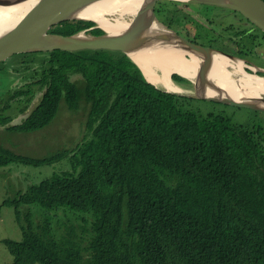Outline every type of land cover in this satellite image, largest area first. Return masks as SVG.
I'll use <instances>...</instances> for the list:
<instances>
[{"label": "trees", "instance_id": "1", "mask_svg": "<svg viewBox=\"0 0 264 264\" xmlns=\"http://www.w3.org/2000/svg\"><path fill=\"white\" fill-rule=\"evenodd\" d=\"M188 5L161 0L157 10L177 27L170 13ZM95 24L66 20L50 32L68 35ZM207 30L197 41L206 43ZM90 32L105 33L100 27ZM42 53L21 61H40L41 77L34 82L47 92L22 122L7 128L31 133L52 123L62 102L73 112L84 103L91 137L71 157L73 168L81 167L76 175L55 172L6 201L15 206L23 232L21 240H4L12 264H264L260 129L235 123L224 112L203 116L186 109V101L147 81L123 51ZM30 83L16 93L33 98ZM6 115L0 123L11 122ZM69 152L30 157L0 143V166L53 164ZM33 203L54 211L35 222L31 212L20 210ZM56 211L65 214L54 223Z\"/></svg>", "mask_w": 264, "mask_h": 264}, {"label": "rangeland", "instance_id": "2", "mask_svg": "<svg viewBox=\"0 0 264 264\" xmlns=\"http://www.w3.org/2000/svg\"><path fill=\"white\" fill-rule=\"evenodd\" d=\"M186 10L190 11L188 8H186ZM227 12L234 13L235 10ZM170 15L174 16L175 21H178L177 16H179V23H185L193 34H197L198 32V27L196 26L198 18L206 24H211L208 20H211L213 24L217 23L213 28L217 31L227 24V22H225L220 25V22L222 21L220 18H224V13L218 8L209 13L204 9H200V17L197 16L198 18L196 16L188 15L180 10L173 11ZM205 16L209 19L207 20ZM234 17L235 16H230L228 19ZM222 41L224 44L228 45L232 43V40L229 38H223ZM252 42L253 44L255 43L258 50L261 52V56L253 55L254 58L251 57L252 54L249 53L248 59H250L254 67L264 69V36L258 39L255 38ZM250 43L251 40L247 41L242 47L249 49L251 48ZM43 55L44 53L42 52L15 53L7 60L0 62V115L8 114L6 116L13 117L12 122L22 121L23 117L20 113L21 110H23V107L27 104L26 97H28V95L17 97L14 91L18 90L21 85L22 88L28 87V82L32 80V76L36 74V72H38L39 76L41 72L39 60H35L33 65L32 62L29 65H26L21 59H39L40 56ZM37 78L38 77H35L32 81H36ZM173 81L175 85L172 87V90L174 91L167 89L170 92L179 94L180 97L182 96L180 100L186 101V109L195 111L203 116L211 112H224L235 123H239L252 130L260 129V131L264 133V111L245 107L239 108L229 104L215 103L204 99L193 98L197 93L189 81L181 82L175 79H173ZM164 84L165 83H163V85ZM33 89L35 92L38 89V86L34 85ZM183 97H185V99ZM5 103H10L11 105L4 108ZM87 112L88 107L84 103L77 112H73L62 102L59 113L53 120L54 123L52 122L49 126L44 128V131H42L43 129H39L31 133H13L10 129H6V126L9 125V121L6 122V124L0 123V143L3 144L5 142L4 144L14 151L31 156H43L62 148L74 147L73 149H75L76 146L81 144L83 137L90 135L86 124ZM90 136L88 138H90ZM80 169L81 167L77 170L73 168L69 156L53 164L32 165L19 162L0 167V264L13 263V255L10 252L9 247L5 244L4 239L11 238L21 240L23 237L22 227L17 219L15 206H11L4 201L9 198H14L18 195V192L27 190L29 185L39 183L43 179L52 176L55 172L60 173L70 171L73 175H76ZM20 210L22 213L31 212L32 220L35 222L40 220L45 214L52 215V212L54 211L47 210L38 203L23 205ZM60 210H65V208L62 207ZM68 210L73 211L72 209ZM63 213L64 211L55 212L53 215L54 223L57 221L58 217L63 215ZM72 213L77 214L78 212L73 211ZM75 216L76 215L71 216L68 221H71ZM63 220L66 222L67 218ZM77 227L78 232L81 234L82 227ZM88 235V232L84 233L85 238H87ZM83 244H85L84 241Z\"/></svg>", "mask_w": 264, "mask_h": 264}, {"label": "water", "instance_id": "3", "mask_svg": "<svg viewBox=\"0 0 264 264\" xmlns=\"http://www.w3.org/2000/svg\"><path fill=\"white\" fill-rule=\"evenodd\" d=\"M20 1L24 0H0V7L6 6L9 9L10 6ZM34 1V6L29 9L11 30L6 33H0V61L8 59L15 53L48 52L56 49L69 51L82 49L120 50L130 56L129 52L135 49L177 44L186 52H189L195 60L197 58L195 53L201 55L198 71H195L194 76L197 90L195 96L233 106L264 111V93L257 94L258 97L256 98L249 96L235 97L228 94L223 85L212 75L209 78L207 77V72L212 73L215 71V64L211 65L212 55H210V51L194 42L188 41L160 20L156 14V6L160 0H148L149 8L146 13L132 21L125 30L114 34H109L105 30L104 34L96 35L88 33L87 29H82L68 35L50 32V29L52 26L66 20H94L98 23L91 16L95 14V4L100 0ZM178 1L200 2L230 7L242 12L264 30V0ZM98 26L100 25L98 24ZM153 30H157L159 35L148 36V33ZM202 53H205L206 56H202ZM219 54L226 59L229 58L225 53ZM243 72L249 74L245 68H243ZM257 77L264 78V76Z\"/></svg>", "mask_w": 264, "mask_h": 264}, {"label": "bare ground", "instance_id": "4", "mask_svg": "<svg viewBox=\"0 0 264 264\" xmlns=\"http://www.w3.org/2000/svg\"><path fill=\"white\" fill-rule=\"evenodd\" d=\"M34 3V0H24L10 6L9 9L6 6L0 7V33L11 30ZM148 8V0H100L95 4V14L91 17L97 20L107 33L114 34L125 30L132 21L146 13ZM157 35H159L157 30L148 33V36ZM186 53L177 44L157 45L129 52L149 81L159 86L165 83L171 91H174L172 87L175 84L170 78L173 72L194 77L197 61L195 58L186 57ZM211 62L215 64V71L207 72V77L212 75L217 78L228 94L256 98L257 94L264 93V78L257 77L253 72L244 73L242 66L235 65L218 55H212Z\"/></svg>", "mask_w": 264, "mask_h": 264}, {"label": "clouds", "instance_id": "5", "mask_svg": "<svg viewBox=\"0 0 264 264\" xmlns=\"http://www.w3.org/2000/svg\"><path fill=\"white\" fill-rule=\"evenodd\" d=\"M161 1V0H160ZM174 1H178V0H174ZM159 2V1H158ZM180 2H182V3H188L189 5H188V9L190 10V11H188V10H180V11H182V12H184V13H186V14H188V15H191V16H198V17H200V9H204L206 12H210V11H212V10H216L217 8L218 9H220V11L222 12V13H224V12H227V11H230V10H235V9H232V8H230V7H227V6H221V5H216V4H208V3H200V2H185V1H180ZM158 4V3H157ZM192 5H194V6H192ZM206 5H212L213 6V8H205V6ZM194 12V13H193ZM232 13V12H231ZM156 14L158 15V17L160 18V20L161 21H163L164 23H166L169 27H171L169 24H168V22L164 19H161V16L159 15V12H158V10H157V6H156ZM233 14H236L237 16H239L240 17V19L242 20V23H229V24H225L224 26H223V28L222 29H220L219 31H217V30H215V29H213L214 28V26H215V24H217V23H212V21L211 20H208L209 18H207L206 16H205V18L208 20V21H210L211 22V24H206V23H203L198 17V22H197V24H196V26L198 27V32H197V34H193V32L187 27V25L185 24V23H179V21H180V17L178 16V21H177V27H171V28H173L180 36H182V37H184L185 39H187L188 41H191V42H194V43H196V44H198V45H200V46H202L203 48H205V49H207V50H209L210 51V55H215V54H217L218 56H221L222 57V55L221 54H219V53H225V54H227L228 56H229V58L228 59H226V58H224V57H222L223 59H225V60H227V61H229V62H231V63H233V64H235V65H240V67L242 66V69L243 68H245L249 73H251V72H253V73H255L257 76H264V74L263 75H260V74H258V72H262V73H264V70L263 69H261V68H258V69H254L255 67L253 66V63H251V61H250V59H247V58H245V57H243V56H241V55H239V54H233V53H230L229 51H232V46L233 45H235V41L233 40L234 39V37H237V38H239V37H241V36H243V29H242V26L244 25V23H249L250 25H252L256 30H258L259 32H260V35L261 36H264V30L261 28V27H259L256 23H254L250 18H248L246 15H244L242 12H240V11H238V10H235V12L233 13ZM238 14H240V15H238ZM222 21L220 22V25L222 24V23H225L224 21H225V18H220ZM92 21H94V20H92ZM63 22V21H62ZM96 24H95V26H92V27H88V28H85V29H87V32L88 33H91L90 31H91V29H93L94 27H100V26H98V23L96 22V21H94ZM61 23V22H60ZM59 24V23H58ZM200 24H201V26H203V27H201L200 26ZM204 24H206V25H204ZM57 25V24H56ZM55 26V25H54ZM53 27V26H52ZM101 28V27H100ZM103 29V28H102ZM204 29H209L208 31H207V35H206V37H205V42L206 43H201V42H199V41H197V40H199V39H201L202 38V35H200V31L202 30V31H204ZM90 30V31H89ZM104 31H105V29H103ZM58 33V32H57ZM76 33V32H75ZM91 34H93V33H91ZM104 34V33H103ZM94 35H96V34H94ZM223 38H229V39H231L232 40V43L230 44V45H228V44H224L223 43ZM208 41H214L213 43H209ZM239 44L240 43H242L241 41H237ZM148 48V47H147ZM243 48V47H242ZM250 49V48H249ZM82 50H84V49H82ZM120 51V50H119ZM219 52V53H217V52ZM233 52V51H232ZM20 53H23V52H20ZM237 53H240V52H237ZM247 55L249 54L248 53V51H246L245 52ZM127 54V53H126ZM195 55L197 56V58H196V61H197V71H198V66H199V58H200V56L201 55H198L197 53H195ZM216 55V56H217ZM12 56V55H11ZM10 56V57H11ZM185 56L186 57H189V58H193L192 57V55L189 53V52H187L186 54H185ZM202 56H206L205 55V53H202ZM246 56V55H245ZM9 57V58H10ZM131 57V56H130ZM251 57H254L253 56V54L251 55ZM132 58V57H131ZM255 58V57H254ZM7 60V59H6ZM132 60L133 61H135L133 58H132ZM2 61H5V60H2ZM2 61H0V62H2ZM136 62V61H135ZM136 64L138 65V63L136 62ZM211 65L213 66V63L211 62ZM139 66V65H138ZM140 67V66H139ZM140 69L142 70V68L140 67ZM142 73L144 74V72H143V70H142ZM213 73V72H212ZM197 74V73H196ZM176 75H179V76H181L183 79H177L175 76ZM33 76H35V77H38L37 78V80L36 81H38L39 80V78L41 77L40 75L38 76V75H36V74H34ZM144 76H145V74H144ZM194 76H195V73H194ZM145 78L147 79V77L145 76ZM170 78H172V80L173 79H175V80H178V81H188L189 80V83H191L192 85H193V87H194V90L197 92V90H196V87H195V82H194V77L193 78H191V77H189V76H187V75H183V74H181V73H179V72H173L172 73V75H171V77ZM34 79V78H33ZM32 79V80H33ZM215 79H217V78H215ZM30 81V82H33V81ZM218 80V79H217ZM147 81H149L148 79H147ZM30 82H28V83H30ZM150 83H152V84H154L156 87H158L159 89H161V90H164V91H167V92H170V91H168V89H167V87L165 86V84L164 85H162V86H159V85H156L155 83H153V82H151V81H149ZM39 83V82H38ZM37 82H34V83H30V84H32L31 85V88L33 89V86L34 85H37L38 86V89L34 92V89H33V92H34V96H35V94L37 93V91L38 90H42L43 92H44V94L47 92V90H46V88H47V86L46 87H44L43 89H40V84H38ZM46 83V82H45ZM220 83V82H219ZM221 84V83H220ZM175 85V84H174ZM20 88L18 89V90H21V89H28L29 87H23L22 88V85L21 86H19ZM17 92V90L16 91H14V93H15V95H17V97H22V96H26L25 94H17L16 93ZM32 92V91H31ZM173 93V92H172ZM44 94L41 96V98H40V101H41V99H42V97L44 96ZM177 94V93H176ZM188 95V94H187ZM34 96H33V98H34ZM178 96H179V94H178ZM180 97V96H179ZM182 97V96H181ZM29 98L30 97H26V105L25 106H29V104L30 103H32V101H33V98H31L30 100H29ZM193 98H199V99H204V100H207V99H205V98H200V97H197V96H194ZM39 101V102H40ZM207 101H212V100H207ZM38 102V103H39ZM212 102H215V103H217L218 101H212ZM219 103H222V102H219ZM223 104H227V103H223ZM230 105V104H229ZM24 106V107H25ZM231 106H233V105H231ZM26 107V108H27ZM234 107H238V106H234ZM35 108V107H34ZM240 108V107H239ZM246 108V107H245ZM249 109H251V108H249ZM253 110H256V109H253ZM32 111V110H31ZM259 111H262V110H259ZM31 113V112H30ZM20 115L23 117L22 118V121L29 115V114H27V115H25V112L24 111H21V113H20ZM13 121V118H12V120H11V122L10 123H8L9 125H11V124H17V123H20V122H12ZM21 121V122H22ZM54 123V122H53ZM51 124V123H50ZM50 124H48L47 126H49ZM9 125H7L6 126V129H7V127L9 126ZM46 126V127H47ZM52 126V125H51ZM46 127H44V128H46ZM44 128H43V130L42 131H44ZM12 132V131H11ZM14 133V132H13ZM27 133H29V132H27ZM91 137V136H90ZM84 138V137H83ZM84 140V139H83ZM5 143V142H4ZM3 143V144H4ZM5 145V144H4ZM6 146V145H5ZM6 147H8V146H6ZM77 147V146H76ZM10 148V147H9ZM74 148V147H73ZM73 148H67V149H70V152H69V154L67 155V156H65V157H70V162L72 163V160H71V157H72V155H73V153H74V150L75 149H73ZM63 149V148H62ZM58 150H60V149H58ZM57 151V150H56ZM54 152V151H53ZM22 154V153H21ZM23 155H26V154H23ZM47 155V154H46ZM30 157H40V156H31V155H29ZM44 156V155H43ZM17 163H19V162H17ZM72 165H73V163H72ZM0 167H2V166H0ZM10 199H12V198H9V199H6L4 202L5 203H7L6 201H8V200H10ZM10 205V204H9ZM23 220H24V218H23ZM5 239H7V238H5ZM4 239V240H5ZM11 239V238H10Z\"/></svg>", "mask_w": 264, "mask_h": 264}, {"label": "flooded vegetation", "instance_id": "6", "mask_svg": "<svg viewBox=\"0 0 264 264\" xmlns=\"http://www.w3.org/2000/svg\"><path fill=\"white\" fill-rule=\"evenodd\" d=\"M230 16H235L232 19H228ZM224 18L225 21L227 22V24L229 23H242V20L240 19L239 16L233 14V13H228V12H224ZM243 24V23H242ZM243 29V36L237 38L234 37V41L236 42L235 45L232 46V51H229L230 53L233 54H239L245 58L248 59V55L245 53L246 51H248V53L253 54V55H260L261 56V52L258 50L257 46L255 45V43L253 44L252 40H254L255 38H262L263 36L260 35V32L258 30H256L252 25H250L249 23H244V25L242 26ZM90 31V30H89ZM251 40L250 49H246V48H242V46H244L247 41ZM237 41H241L242 43H238ZM240 52V53H237ZM246 55V56H245ZM252 63V62H251ZM258 69V68H256ZM264 70V69H263ZM258 74L263 75L264 73L262 72H258ZM178 81V80H177ZM189 81V80H188ZM182 82V81H181ZM184 82V81H183ZM44 94V92L42 90H38L37 93L35 94L32 103L29 104V106L24 110L25 115L30 114L31 110L37 106L38 102L40 101L41 96Z\"/></svg>", "mask_w": 264, "mask_h": 264}]
</instances>
